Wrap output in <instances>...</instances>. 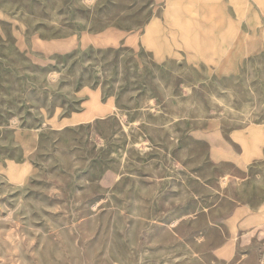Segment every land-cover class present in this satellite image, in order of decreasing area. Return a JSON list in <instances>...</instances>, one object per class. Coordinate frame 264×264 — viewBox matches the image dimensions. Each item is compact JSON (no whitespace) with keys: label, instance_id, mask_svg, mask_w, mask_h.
Wrapping results in <instances>:
<instances>
[{"label":"rangeland","instance_id":"1","mask_svg":"<svg viewBox=\"0 0 264 264\" xmlns=\"http://www.w3.org/2000/svg\"><path fill=\"white\" fill-rule=\"evenodd\" d=\"M196 2L0 0V264H264V0Z\"/></svg>","mask_w":264,"mask_h":264},{"label":"crops","instance_id":"2","mask_svg":"<svg viewBox=\"0 0 264 264\" xmlns=\"http://www.w3.org/2000/svg\"><path fill=\"white\" fill-rule=\"evenodd\" d=\"M178 1L182 5H186V4H190L191 5L193 3V5L196 6V7L197 6H201L200 4H198L196 2V0H178ZM91 110H92V112H95V113H98L100 111L99 106H97V104H93L91 106Z\"/></svg>","mask_w":264,"mask_h":264}]
</instances>
